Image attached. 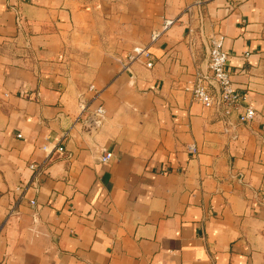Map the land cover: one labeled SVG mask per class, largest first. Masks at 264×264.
<instances>
[{
  "label": "crops",
  "instance_id": "obj_1",
  "mask_svg": "<svg viewBox=\"0 0 264 264\" xmlns=\"http://www.w3.org/2000/svg\"><path fill=\"white\" fill-rule=\"evenodd\" d=\"M213 31L247 126L192 99ZM0 228V264H264V0H0Z\"/></svg>",
  "mask_w": 264,
  "mask_h": 264
},
{
  "label": "built area",
  "instance_id": "obj_2",
  "mask_svg": "<svg viewBox=\"0 0 264 264\" xmlns=\"http://www.w3.org/2000/svg\"><path fill=\"white\" fill-rule=\"evenodd\" d=\"M196 6H199L197 3ZM198 8V7H197ZM190 8H187V12ZM173 22L168 21L164 24V29L170 26ZM158 35H154V41ZM143 58L147 61L146 68L152 67V61L147 47H136L128 57V61H135L136 59ZM228 55L223 50V37L220 33L213 31L207 37V57H206V71L200 73L195 78L193 85L190 89L193 101L199 103L204 108L211 110L214 115L221 119H228L235 113L237 115V124L239 126H247L250 124L256 113L251 108L241 107L242 94L234 88L232 77L233 73L228 66ZM127 65H123V70H126ZM92 91L93 87H89ZM97 95L94 96V100ZM91 120L94 128H99L105 117V109L102 105H98L92 115ZM67 135H64L62 141L65 140ZM55 150L59 154H64L63 147H57ZM191 153H194L192 147L189 148ZM69 159V155H66ZM111 160V156L105 152L99 155L98 161L101 164H107ZM27 169L30 172V177L27 183L19 185L16 190L21 194H26L28 190L37 193L42 176L46 170V163H29ZM32 206L35 204L34 200L29 202ZM1 232V228H0Z\"/></svg>",
  "mask_w": 264,
  "mask_h": 264
}]
</instances>
